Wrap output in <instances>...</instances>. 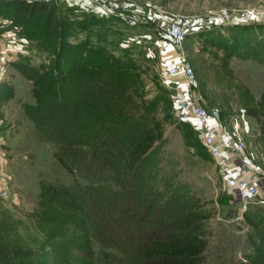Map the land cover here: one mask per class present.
<instances>
[{
    "label": "trees",
    "instance_id": "trees-1",
    "mask_svg": "<svg viewBox=\"0 0 264 264\" xmlns=\"http://www.w3.org/2000/svg\"><path fill=\"white\" fill-rule=\"evenodd\" d=\"M0 14L10 19L4 28L18 25L54 47L46 67L16 61L33 79L36 101L23 106L38 136L56 144L57 159L71 171L80 147H92L120 185L41 180L37 206L25 219L0 212V264H96L95 220L114 224L137 264H205L213 210L189 184L175 176L162 180L157 171L165 125L156 104L165 99L172 106L173 100L165 93L146 97L137 57L124 48L116 51L108 36L113 17L88 11L71 16L52 0H0ZM199 33L226 50L215 80L237 91L239 107L257 120V141L264 147V89L257 97L230 63L232 54L264 62V23L214 25ZM14 88L11 78L0 79V106ZM244 218L252 230L240 264H264V207L247 209Z\"/></svg>",
    "mask_w": 264,
    "mask_h": 264
},
{
    "label": "rangeland",
    "instance_id": "rangeland-1",
    "mask_svg": "<svg viewBox=\"0 0 264 264\" xmlns=\"http://www.w3.org/2000/svg\"><path fill=\"white\" fill-rule=\"evenodd\" d=\"M52 1L57 4L58 11L72 13L71 16L77 17L88 11L113 17L110 19L113 31L108 36L116 46V51L124 48L137 57L140 63L138 71L147 82L148 99L165 93L173 100L171 88L161 83L155 68V64L164 63L162 58L167 55V50L160 48V42L167 21L172 17L191 13L210 19L225 10L237 21H243L238 23H264V0ZM103 8L108 9V12H104L106 10ZM5 17L0 14V79L11 78L15 88L0 106L1 173H5L0 176V186L5 179L9 184L6 196L0 191V212H7L16 220L25 219L37 206L41 180L56 184H71L75 181L83 185L106 183L119 188L115 172L103 165L92 147H80L71 171L57 159L56 144L38 136L35 122L23 106L26 102L36 101L32 91L33 79L17 66L16 61L28 59L46 67L55 55L54 47L39 42L16 25L4 28ZM205 38L198 30L189 35L186 43L188 55L194 63L202 101L221 108L226 114H240L241 124H247L255 137L257 120L250 114L245 113L243 116L242 109L238 107L237 91L215 80L219 57L226 50L206 42ZM230 63L236 75L246 81L259 97L264 89V62L254 56L245 58L232 54ZM171 103L172 106L165 99H159L156 104L157 115L165 125V138L161 143L157 166L158 176L162 180L175 176L186 182L191 193L213 210L207 222L210 240L204 252L205 264H240L250 249L247 233L252 228L244 218L245 212H239L241 203L235 200L233 190L223 183L212 156L200 146L201 141L195 136V129L189 121L181 119L173 107V101ZM254 137L248 135V139ZM106 222L107 225L99 224L95 220L91 226L96 264H137L139 258L135 252L132 253L127 239L114 229L113 223Z\"/></svg>",
    "mask_w": 264,
    "mask_h": 264
},
{
    "label": "built area",
    "instance_id": "built-area-1",
    "mask_svg": "<svg viewBox=\"0 0 264 264\" xmlns=\"http://www.w3.org/2000/svg\"><path fill=\"white\" fill-rule=\"evenodd\" d=\"M103 10L108 12V9ZM262 14L264 15V10ZM5 18V22L10 20ZM238 22L243 21H237L225 10L214 14L210 19L191 13L172 17L167 21L160 42V48L167 50V55L162 58L164 63L155 64V68L160 81L171 88L174 107L181 119L189 121L195 129L219 169L223 183L233 190L235 200L241 203L238 208L243 214L255 205L264 204V147L257 141L259 128L257 127L254 137L249 126L241 124L240 114H226L221 108L202 101L194 63L186 48L187 39L193 32L209 26ZM1 60L0 56V67ZM239 108L242 109L243 116L248 114L243 108ZM248 135L254 139H248ZM2 156L0 147V176L5 174L1 173ZM0 191L4 196L8 194L9 184L6 179L2 182Z\"/></svg>",
    "mask_w": 264,
    "mask_h": 264
}]
</instances>
